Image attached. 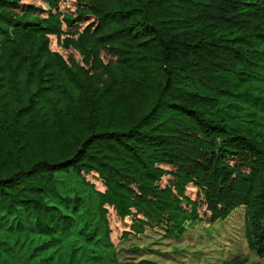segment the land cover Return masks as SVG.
I'll list each match as a JSON object with an SVG mask.
<instances>
[{
  "label": "trees",
  "instance_id": "obj_1",
  "mask_svg": "<svg viewBox=\"0 0 264 264\" xmlns=\"http://www.w3.org/2000/svg\"><path fill=\"white\" fill-rule=\"evenodd\" d=\"M240 207L264 257V0H0V221L33 256L117 264L122 238Z\"/></svg>",
  "mask_w": 264,
  "mask_h": 264
},
{
  "label": "rangeland",
  "instance_id": "obj_2",
  "mask_svg": "<svg viewBox=\"0 0 264 264\" xmlns=\"http://www.w3.org/2000/svg\"><path fill=\"white\" fill-rule=\"evenodd\" d=\"M66 185L71 194L77 193L88 200L89 193L80 183L69 179ZM244 211L240 207L226 219L210 225L196 220L187 222L185 231L178 237L167 236L164 228L156 227L122 238L114 246L118 251L117 264L142 261L144 264H264V257L256 255L246 242ZM15 226L10 221H0V264H67L71 252H74L71 264H106L107 250L92 244L85 249L79 245L82 241L69 238L62 242L61 250V243H57L33 256L43 240ZM53 252L58 253L51 256ZM43 258L48 259L42 261Z\"/></svg>",
  "mask_w": 264,
  "mask_h": 264
}]
</instances>
